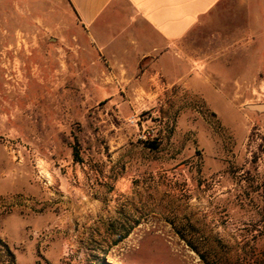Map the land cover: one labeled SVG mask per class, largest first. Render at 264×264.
<instances>
[{
    "label": "rangeland",
    "instance_id": "374dc122",
    "mask_svg": "<svg viewBox=\"0 0 264 264\" xmlns=\"http://www.w3.org/2000/svg\"><path fill=\"white\" fill-rule=\"evenodd\" d=\"M241 1L156 83L111 78L67 0H0V220L65 246L34 264H264V0Z\"/></svg>",
    "mask_w": 264,
    "mask_h": 264
},
{
    "label": "crops",
    "instance_id": "0c3cea01",
    "mask_svg": "<svg viewBox=\"0 0 264 264\" xmlns=\"http://www.w3.org/2000/svg\"><path fill=\"white\" fill-rule=\"evenodd\" d=\"M233 1V0H229ZM88 49L114 69L111 78L121 81L144 77L156 82L158 76L169 81L185 83L183 72L187 65L184 43L186 38L205 20L204 28L217 20V10L228 0H67ZM248 1L242 0L245 4ZM107 63V64H108ZM200 67V66H199ZM198 67L189 71V84L209 83L201 76ZM207 68H209L207 66ZM201 72V71H200ZM195 74L194 76L191 74ZM157 83V82H156ZM155 83V84H156ZM170 83V82H169ZM11 231L0 220V264H9L6 246L19 264V254L24 253V243L30 237V252L36 242L41 249L46 246L48 260L64 255V243L51 232L40 235L32 224H16ZM54 226H51L53 228ZM55 237L52 239V237ZM37 240V241H36ZM27 250V249H26Z\"/></svg>",
    "mask_w": 264,
    "mask_h": 264
},
{
    "label": "trees",
    "instance_id": "16d2710c",
    "mask_svg": "<svg viewBox=\"0 0 264 264\" xmlns=\"http://www.w3.org/2000/svg\"><path fill=\"white\" fill-rule=\"evenodd\" d=\"M154 148H156V147H154ZM74 157L76 158V161H78V160H80V159H77L78 158V156H77V153H74ZM82 160H80V162H81ZM127 235H128V233H125V235L123 236V237H121L117 242H121L124 238H126L127 237ZM183 238V237H182ZM1 243V242H0ZM116 244H118V243H116ZM188 245L195 251V252H197L198 254H200L199 253V251H198V249L196 248V247H194V245L193 244H191V243H188ZM5 248H6V253H7V256L9 257V264H15V257H14V255L9 251V249L6 247V246H4ZM201 257H202V259L204 260V261H206V258L203 256V255H201ZM102 264H109V263H107L105 260L102 262Z\"/></svg>",
    "mask_w": 264,
    "mask_h": 264
},
{
    "label": "water",
    "instance_id": "95a60500",
    "mask_svg": "<svg viewBox=\"0 0 264 264\" xmlns=\"http://www.w3.org/2000/svg\"><path fill=\"white\" fill-rule=\"evenodd\" d=\"M248 109L253 112L264 113V104L250 105Z\"/></svg>",
    "mask_w": 264,
    "mask_h": 264
}]
</instances>
